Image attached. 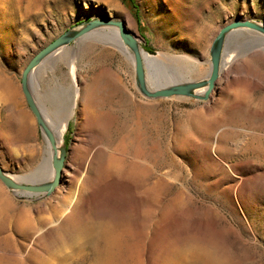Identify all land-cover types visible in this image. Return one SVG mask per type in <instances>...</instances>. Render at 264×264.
Returning <instances> with one entry per match:
<instances>
[{"label":"rangeland","instance_id":"374dc122","mask_svg":"<svg viewBox=\"0 0 264 264\" xmlns=\"http://www.w3.org/2000/svg\"><path fill=\"white\" fill-rule=\"evenodd\" d=\"M105 15L131 19L127 29L143 52L161 55L163 74L176 69L181 75L175 81H200L209 73V50L219 30L235 20L263 24L264 0H0V84L10 96L3 100L0 94V166L20 182L48 180L39 169L50 148L22 93L23 69L66 30ZM112 30L71 43L34 70V99L53 111L60 108L62 115L72 113L63 135L62 176L46 197L16 196L0 182V202L48 218L46 202L68 187L73 171L80 173L72 185L77 191L79 167L90 161L96 168L87 205L73 225L87 216L139 231L143 196L134 184L100 171L110 156L129 160L136 150V160L166 183L154 202L155 215L165 217L154 225L149 241L137 234L133 247L124 248L111 264H184L181 255L199 247L215 253L220 264H264V46L248 51L256 37L246 29L229 35L222 61L228 55L235 59L216 81L213 98L148 99L135 85L130 51L124 46L129 56L116 45ZM146 69L151 87L172 82L161 84L154 70ZM244 84L261 106L253 102L246 108L237 99ZM128 133L138 140H124ZM55 228L48 231L55 235ZM66 228L57 233L63 240L53 236L49 244L33 237L20 240V255L0 238V260L93 264L88 254L66 247ZM45 246L56 255L45 253Z\"/></svg>","mask_w":264,"mask_h":264},{"label":"bare ground","instance_id":"6f19581e","mask_svg":"<svg viewBox=\"0 0 264 264\" xmlns=\"http://www.w3.org/2000/svg\"><path fill=\"white\" fill-rule=\"evenodd\" d=\"M123 23L125 24L126 28L133 26L131 19L127 15L125 16ZM15 24H20L19 20L16 21ZM246 30L248 33L254 34L256 37V40H254L253 43L247 44V50L249 51L262 48L264 46V36L260 35L261 33L258 34L259 32L257 33L251 31L250 29ZM240 31L241 29L235 30L233 32ZM233 32L231 34H234ZM111 38L123 52H126V54L128 53L127 55L130 56L128 50L124 47L121 40L119 39L117 30H112ZM226 47L227 43H225L224 53L226 51ZM55 54H57V52L51 55L50 57L53 58ZM142 56L145 65L148 68H151V70H154L156 79H158L161 84L163 83L161 82L162 80L167 82L179 79L178 77L181 74L175 71V68L174 72H171L169 75H166L165 73L163 74V71L166 67V63L160 54L152 56L145 52H142ZM234 59V55H228V58L223 59V61L221 59L219 77L221 74H224L230 68ZM32 76H34V71L31 73V78ZM147 86L149 89L153 87H151L150 83L148 82V77ZM239 88V92H237L236 94L237 99L244 102L246 108L251 107L253 102H255V99L252 100V96L247 94L248 90H250L249 86L244 84ZM207 89L208 87L201 88L197 90L196 94L203 95L207 91ZM214 89L215 86L211 89V92L209 94L212 98V92ZM0 94L3 100L5 98L10 99L9 91L6 86H3V84H0ZM216 102L217 101H214L213 103L215 104ZM35 103L37 104V107L41 113L43 122L51 131V133L55 136L57 146L63 144V135L66 129L67 121L72 113L62 115L64 111H60V108L55 109L54 111L52 110V108H46L45 105L38 100V98L35 99ZM255 105L261 106L262 104L260 100H258L257 102H255ZM19 123L22 125V121L18 118V124ZM20 124L19 134L23 135V128ZM123 139H129L133 141V143H135V141L138 140V137L137 135H131V133H128L123 136ZM47 154L48 158H44L40 169H38L39 173H42V171L46 172L48 176L47 181H50L53 179L54 176L51 161L52 149L50 150L49 148ZM120 156H122V154ZM137 157L138 152L136 150L134 152L133 159L129 160L125 158H115L113 156H110L107 159L106 164L101 167L102 169L100 171L106 178L117 177L123 182H129L134 184L137 191L143 196L144 206L140 217L141 229L139 231L131 229L129 226H126L124 224L114 223L109 220L99 219L91 221L87 216L83 217V221L73 225V220L75 219V217L78 216L80 212L82 214V210H84L87 205L86 195L88 193V188L90 187L92 172L96 168V165L94 166V163H91L89 161L85 163L84 169L83 166L79 167L80 171L83 170V174L81 175V178H79L81 180V187H79L77 191L72 192V185L73 182L77 180L75 176L79 175L80 173L77 171H73L72 173H70L72 174V176L70 177V183L68 187L63 185L61 189H59L54 200L52 199L53 201L46 202L45 208L49 215L48 218L41 217L39 213H37L36 215H31L29 211H23L20 208H17L15 205L10 204L9 202L8 204H3L0 202V238L6 240L7 242L9 241L10 246H12V249H14L13 251H16L18 253L16 248L20 240L33 237L35 240L37 239L38 241L44 239L49 244L54 237H60V233H62L61 231L68 227L71 232L69 231V233L67 231V233L69 234V236L66 237L65 242L67 248L72 251H78L82 254H88L91 257L93 264H111L114 259L122 255V253L124 252V248L126 250L129 248L131 249V247H133L137 234H140L143 241H149L153 236L152 229L154 225L159 224L161 220L165 217V213H161V215L158 216L155 215L154 202L156 201L155 198L157 197L159 190L161 188H164L166 186V183L162 178L152 176L149 173V169L147 168V166L142 165V163L136 160ZM39 173L36 172L37 175ZM36 174L33 173V175ZM68 174L69 173H67L66 175ZM7 175L11 179L20 182V178L9 174ZM31 175L29 176L31 177ZM15 195H21L22 197H33L39 196L40 194L32 195L29 193L17 191ZM70 195H72L71 198ZM44 196L46 197V195ZM51 227H56L55 229L57 230V232L55 235L51 231H48V229H50ZM58 232H60L59 235H57ZM60 238L63 240L62 237ZM53 240L55 241L56 239ZM57 240L59 239L57 238ZM45 249H47L48 251L45 253L49 254L50 252L49 255H53V257L56 255L54 251L51 253L52 250H48L46 246ZM56 252L58 253V251ZM126 252L134 253V251L132 250H128ZM18 255L20 254L18 253ZM181 256V261H183L184 264H220V261L218 257H216L215 253L205 247L193 249V251L189 252L188 255L184 254ZM13 258L11 256H6V258L0 260V264H23V261L20 260L21 258ZM41 264H48V262L43 261Z\"/></svg>","mask_w":264,"mask_h":264},{"label":"water","instance_id":"95a60500","mask_svg":"<svg viewBox=\"0 0 264 264\" xmlns=\"http://www.w3.org/2000/svg\"><path fill=\"white\" fill-rule=\"evenodd\" d=\"M115 29L118 32L122 44L130 51L135 71V85L139 93L148 99H165L171 97H188L195 100L206 101L209 98L211 89L219 77L221 59L227 37L235 30L242 28L250 29L264 35V23L260 24L250 20H235L223 26L215 36L210 50V70L208 77L200 81H172L163 85H153L151 89L147 86V69L142 56L143 50L138 39L126 28L122 20L111 18L107 15L102 18L92 19L82 22L79 25L66 30L51 43L40 49L26 64L21 73V90L26 104L34 115L41 133L45 136L49 147L52 149V167L54 171L53 179L50 181L22 183L11 179L0 166V182L10 191H21L32 195L49 196L60 183L62 169L66 159L67 148L65 144L57 146L55 136L47 128L41 113L35 103L31 91V73L44 63L51 55L69 46L71 43L82 38L89 37L91 34L105 30ZM208 87L203 95L196 94L197 90Z\"/></svg>","mask_w":264,"mask_h":264}]
</instances>
